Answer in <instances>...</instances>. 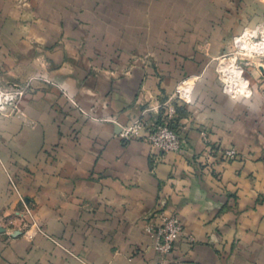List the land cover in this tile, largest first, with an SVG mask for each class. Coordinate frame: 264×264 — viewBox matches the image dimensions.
I'll use <instances>...</instances> for the list:
<instances>
[{
  "label": "crops",
  "instance_id": "crops-1",
  "mask_svg": "<svg viewBox=\"0 0 264 264\" xmlns=\"http://www.w3.org/2000/svg\"><path fill=\"white\" fill-rule=\"evenodd\" d=\"M263 11L259 0H0V88L36 75L71 97L37 81L23 117L0 118V219L20 210L10 176L47 235H0V264H159L145 226L161 212L183 227L166 264H264L255 97L225 99L208 71L180 111L177 154L123 141L117 126L198 74ZM213 148L242 158L220 161Z\"/></svg>",
  "mask_w": 264,
  "mask_h": 264
},
{
  "label": "rangeland",
  "instance_id": "rangeland-1",
  "mask_svg": "<svg viewBox=\"0 0 264 264\" xmlns=\"http://www.w3.org/2000/svg\"><path fill=\"white\" fill-rule=\"evenodd\" d=\"M264 5V0H259ZM263 1V2H262ZM15 5L19 8H29L30 7V0H15ZM249 34H251L249 36ZM247 36L250 40V44H253L254 46H258L261 44H264V11L262 12V15L259 16V20L252 26L246 25L239 33L232 35L229 37L227 47L219 53L216 57L209 59L203 69L198 73L194 75H190L187 77H184L181 79L175 89L183 82V81H189L191 84V91L188 99L186 101L177 102L176 106V114L173 119V122H171V127L175 130V132L178 134L181 144H182V150L184 149V143L182 140V134L185 130V127H183L180 124V115H181V109L185 107L186 104L190 103L192 96L194 93H197V90L200 89V86L202 85L201 82L203 79H205L206 74L208 71L211 72L212 79L209 82L214 84L218 89L219 93L228 100L236 101L240 97V99H247L252 100L254 97L256 98V103H258V108L260 109L259 116L262 118L263 112H264V53L260 55L252 54L251 51H249L248 47L243 51H240L239 49H236V45L234 44V40L236 38H240L243 36ZM248 40V39H247ZM248 40V42H249ZM247 52V53H246ZM251 53V54H250ZM237 54V55H235ZM249 55V56H246ZM235 55V56H234ZM227 59L228 61L226 64L227 66L232 63V66L237 69V74H232L236 78V81L239 83L240 88L239 92L233 91V87L227 88L223 82V75L219 70L218 66L220 65V60ZM243 72V76H242ZM245 78L248 82V88L251 90V93L246 87L245 84ZM250 79L254 81L256 84V90L254 92L252 88V84L250 82ZM41 82L47 85L51 88H56L60 91L62 94L63 90H60L58 85L51 81L49 78L43 77V76H36L33 75L29 77L21 86L15 87V88H0V92L5 91H14V90H23L24 93L22 97L19 99L16 108L15 109H7L4 113L0 114V118H22L23 115L19 110V102L20 100L27 94L33 91V83L34 82ZM200 85V86H199ZM207 87V86H206ZM174 89V91H175ZM203 89V88H201ZM173 91V93H174ZM66 92V91H65ZM237 93H239L237 95ZM169 96V95H168ZM167 97V96H166ZM165 97V98H166ZM162 99L161 101H155L152 104L148 103L144 106L142 111L146 108H153L158 103H161L165 100ZM76 109H79L78 107ZM141 111V113H142ZM141 115V114H140ZM205 133L204 131L201 132ZM206 135V133H205ZM207 138V137H206ZM234 148L229 149H211V153H221L227 150H231ZM235 150V149H234ZM236 151V150H235ZM160 153V152H159ZM180 153V152H179ZM236 156L231 159H225L220 156V161H232V160H239L242 158L236 151ZM10 177V176H9ZM8 177V179H9ZM11 178V177H10ZM14 181V180H13ZM15 182V181H14ZM9 191L16 194L14 190L12 189L9 181ZM17 195V194H16ZM18 196V195H17ZM21 196V195H20ZM19 197V196H18ZM19 204H20V210L17 212H14L8 216H5L0 219V235H5L7 238L9 236L15 237L18 236L22 231H25L26 229H31L35 233L41 234L47 238V235L44 234L41 227L39 226L37 220L34 217L33 214V208L32 203L22 196L19 197ZM149 225V224H148Z\"/></svg>",
  "mask_w": 264,
  "mask_h": 264
},
{
  "label": "built area",
  "instance_id": "built-area-1",
  "mask_svg": "<svg viewBox=\"0 0 264 264\" xmlns=\"http://www.w3.org/2000/svg\"><path fill=\"white\" fill-rule=\"evenodd\" d=\"M240 38L234 40L235 45L236 40ZM249 43H251L250 40ZM246 56L249 55L246 54ZM190 91L191 84L189 81H183L175 89L174 93L167 96L164 101L158 103L153 108L144 109L138 118L129 123L117 125L119 130L118 136L123 141L143 140L153 150L160 153L177 154L181 152L182 144L178 134L171 127V122H173L176 114L177 102L186 101L190 95ZM233 91L236 92L237 89ZM23 93V90L0 92V114L4 113L7 109H15ZM238 94L239 93H237V95ZM62 95L71 101V97L67 92L63 91ZM79 110L82 114H86L81 109ZM102 121L115 124L112 119H103ZM202 137L206 140L205 133H202ZM220 154L225 159H231L234 158L237 153L234 149H231L221 152ZM9 181L14 192L21 197L13 179L9 177ZM156 219L159 221V225L156 227L147 225L145 226V232L156 238L155 250L159 254V264H166L175 242L182 235L183 227L176 216L167 215L163 212L159 213Z\"/></svg>",
  "mask_w": 264,
  "mask_h": 264
},
{
  "label": "bare ground",
  "instance_id": "bare-ground-1",
  "mask_svg": "<svg viewBox=\"0 0 264 264\" xmlns=\"http://www.w3.org/2000/svg\"><path fill=\"white\" fill-rule=\"evenodd\" d=\"M250 35L251 34H249V36ZM247 39L248 38L245 35V36L241 37L240 39L236 40V49H239L240 51L244 52L246 47H248L249 51L253 50V52H251L252 54L260 55V54L264 53V44L254 46V45L250 44L247 41ZM235 55H237V54H235ZM227 61H228L227 59L221 60L220 61L221 63L218 66V70L221 73H224L223 82L227 85V88L233 87V90L237 89V91L239 92L240 85L236 81V78L234 77V75H232V74H237L236 73L237 69L232 66V63H230V65L227 66L228 65V64H226Z\"/></svg>",
  "mask_w": 264,
  "mask_h": 264
}]
</instances>
